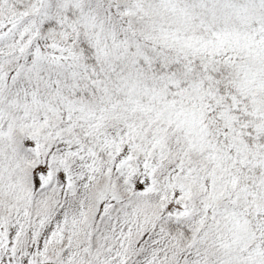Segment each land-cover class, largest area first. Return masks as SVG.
I'll return each mask as SVG.
<instances>
[{"label": "snow or ice", "instance_id": "6c2138e0", "mask_svg": "<svg viewBox=\"0 0 264 264\" xmlns=\"http://www.w3.org/2000/svg\"><path fill=\"white\" fill-rule=\"evenodd\" d=\"M0 264H264V0H0Z\"/></svg>", "mask_w": 264, "mask_h": 264}]
</instances>
